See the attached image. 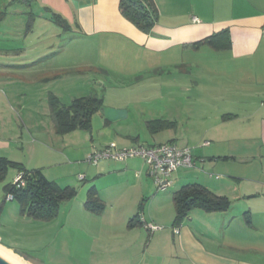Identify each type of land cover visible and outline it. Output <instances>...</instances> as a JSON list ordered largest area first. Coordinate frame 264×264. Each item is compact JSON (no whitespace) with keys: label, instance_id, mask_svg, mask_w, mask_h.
<instances>
[{"label":"rangeland","instance_id":"obj_1","mask_svg":"<svg viewBox=\"0 0 264 264\" xmlns=\"http://www.w3.org/2000/svg\"><path fill=\"white\" fill-rule=\"evenodd\" d=\"M108 47L103 45L105 53L100 54L93 40L79 34L65 8L50 6L43 0H0V157L29 168L45 166L50 177L59 174L61 182L76 176L79 187L87 186L86 180H80L84 173L76 174L79 170L85 172L82 167L91 164L86 159L91 149L100 148L116 136V131L119 133V124L105 126L100 107L92 116L90 129L63 131L53 118L54 97L68 104L91 94L93 88L103 102L124 110L125 128L131 134L140 132L143 138L150 136L143 122L151 113L177 117L178 136L192 137L194 128L204 121H189L186 115L208 114L211 106L228 104L224 94L213 93L209 81L195 85L192 78L171 69L137 72L129 47ZM64 150L67 156L60 155ZM194 169L181 168L176 173ZM16 175L17 168L8 166L0 177V243L12 249L23 264H189L172 255L176 254L175 247L169 245L172 230L166 222L172 221L175 211V185L160 190L154 184L153 192L167 193L169 200L156 197L149 210L150 195L144 202L143 212L147 215L150 211L156 217L148 224L158 228L149 231L141 223L133 224L131 228L142 227L144 234L133 230L129 240L121 242L112 238L125 235V230L119 225H106L108 214L92 216L84 211L89 187L80 190L74 186L76 195L62 201L51 220L21 214L18 202L5 199L4 193V186ZM122 191L124 196L119 195L117 200L119 209L135 202L133 189L124 187ZM228 199L229 209L241 206L233 198ZM96 217H103L104 224ZM226 228L227 237L231 229Z\"/></svg>","mask_w":264,"mask_h":264},{"label":"crops","instance_id":"obj_2","mask_svg":"<svg viewBox=\"0 0 264 264\" xmlns=\"http://www.w3.org/2000/svg\"><path fill=\"white\" fill-rule=\"evenodd\" d=\"M153 1L158 9V21L149 33H144L122 16L119 0H43L50 6L65 8L76 22L79 34L93 40L100 54L105 53L103 45L111 50L119 44L129 47L137 72L171 69L192 78L195 85L209 81L213 93L224 94L228 104L211 106L208 114L186 115L189 121L193 118L204 121L194 128L192 137L178 136L177 117L165 118L164 114L151 113L143 122L150 136L143 138L140 132L131 134L125 128L124 110L103 102L104 125L116 123L120 130L114 138L88 154L112 141L118 148L165 142L192 147L195 169L174 172L170 186L175 185L177 190L184 184L196 182L217 195L233 198L241 206L213 212L192 209L179 232L172 231L169 245L175 247L176 253L172 255L189 264H264V0ZM223 29L229 32V47L219 48L205 41L197 43ZM215 89L221 90L216 92ZM88 95L97 94L92 88ZM160 117L173 124L164 130L151 131L148 121ZM160 134L165 137H158ZM60 155L68 154L64 150ZM89 163L82 167L85 172L79 170L76 174L84 173L80 180L87 181V186L80 187L76 176L61 182L59 174L51 178L45 166L36 168H41L48 179L61 187L75 186L84 190L94 186L102 209L93 212L83 204L84 211L92 216L108 214L106 225L124 228L126 234L113 235L117 238H112L113 241H128L136 229L144 234L142 227L131 228L137 221L130 224L141 202L144 211L148 195L147 210L156 197L169 200L167 193L153 192L155 182L145 161L141 157H129L124 161L103 158ZM213 173L222 176L214 177ZM124 187L134 190L135 202L119 209L117 200L119 195L124 196ZM143 211L145 222L156 221L150 211L147 215ZM174 216L175 211L172 221L166 222L171 230ZM96 218L104 224L103 217ZM226 227L231 229L227 237ZM152 240L153 237L148 241ZM252 253L253 258H250Z\"/></svg>","mask_w":264,"mask_h":264},{"label":"trees","instance_id":"obj_3","mask_svg":"<svg viewBox=\"0 0 264 264\" xmlns=\"http://www.w3.org/2000/svg\"><path fill=\"white\" fill-rule=\"evenodd\" d=\"M119 9L122 16L144 33H149L158 21V9L153 0H119ZM221 37V38H219ZM212 43L219 48L229 47L231 42L229 32L223 29L201 42ZM195 43V44H197ZM103 100L97 95H87L74 98L70 103L64 104L54 97L53 118L55 124L64 130L91 128L93 114L99 110ZM60 106V107H59ZM151 131H157L172 125V122L155 119L148 121ZM8 166H15L18 175L13 182L4 186L5 199L11 195L12 200L18 202L21 214L35 220L48 221L55 218L59 212L62 201L71 199L76 195L74 187L59 186L54 180L48 179L41 168H27L21 163L0 157V177ZM97 190L91 186L87 192L84 203L88 210L100 212L102 204L96 197ZM175 209L173 226L180 225L188 217L192 208L198 207L207 212L226 211L231 206V201L223 195H217L207 187L193 182L180 186L172 193ZM143 211L142 204L130 221L140 223L138 217Z\"/></svg>","mask_w":264,"mask_h":264},{"label":"built area","instance_id":"obj_4","mask_svg":"<svg viewBox=\"0 0 264 264\" xmlns=\"http://www.w3.org/2000/svg\"><path fill=\"white\" fill-rule=\"evenodd\" d=\"M129 157H141L145 161L150 175L160 190L171 185V176L174 172L181 168L186 169L194 166L193 148L178 146L172 142H165L151 146L138 144L122 148H118L116 144L112 142L103 149L95 150L90 153L87 156V161L97 163L98 160L103 158L124 161ZM82 178L83 177H80V179ZM7 199L12 200L11 195H8ZM138 219L149 231L158 228L145 222L142 214L139 215ZM180 225L172 227L173 233L179 232Z\"/></svg>","mask_w":264,"mask_h":264},{"label":"bare ground","instance_id":"obj_5","mask_svg":"<svg viewBox=\"0 0 264 264\" xmlns=\"http://www.w3.org/2000/svg\"><path fill=\"white\" fill-rule=\"evenodd\" d=\"M0 256L11 264H23V261L19 258V256L14 254L10 249H6L2 245H0Z\"/></svg>","mask_w":264,"mask_h":264},{"label":"water","instance_id":"obj_6","mask_svg":"<svg viewBox=\"0 0 264 264\" xmlns=\"http://www.w3.org/2000/svg\"><path fill=\"white\" fill-rule=\"evenodd\" d=\"M0 264H11V263L0 256Z\"/></svg>","mask_w":264,"mask_h":264}]
</instances>
